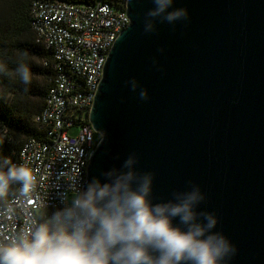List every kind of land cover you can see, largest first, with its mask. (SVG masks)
Returning a JSON list of instances; mask_svg holds the SVG:
<instances>
[{"label":"water","instance_id":"obj_1","mask_svg":"<svg viewBox=\"0 0 264 264\" xmlns=\"http://www.w3.org/2000/svg\"><path fill=\"white\" fill-rule=\"evenodd\" d=\"M153 6L125 0L128 23L87 111L100 137L81 187L94 176L104 182L102 172L135 152L138 171L155 174L154 202L198 184L200 210L215 212L216 230L238 248L232 264H264V0H176L190 20L158 21L145 34ZM132 77L149 100L125 86Z\"/></svg>","mask_w":264,"mask_h":264},{"label":"clouds","instance_id":"obj_2","mask_svg":"<svg viewBox=\"0 0 264 264\" xmlns=\"http://www.w3.org/2000/svg\"><path fill=\"white\" fill-rule=\"evenodd\" d=\"M152 3L143 19L145 34L155 33L158 21L175 27L190 20L187 7H174L176 0ZM158 63L153 58V66ZM33 75L23 60L13 68L0 61V76L18 78L25 92ZM125 86L141 101L149 100L137 78ZM105 137L102 131L100 144ZM138 159L130 153L122 165L101 173L104 182L94 176L81 187L79 177L72 176L67 191H58L61 207L51 215L43 212L39 220L29 218L24 229L0 243V264H232L238 248L216 230L217 214L200 210L206 200L201 187L189 181L186 190L154 202L155 174L138 171ZM34 186L30 167L0 155V201L12 192L29 199ZM14 214L8 204L5 215Z\"/></svg>","mask_w":264,"mask_h":264},{"label":"built area","instance_id":"obj_3","mask_svg":"<svg viewBox=\"0 0 264 264\" xmlns=\"http://www.w3.org/2000/svg\"><path fill=\"white\" fill-rule=\"evenodd\" d=\"M125 0L67 2L31 0L30 26L34 41L46 49L48 86L41 109L32 117L38 137L23 140L9 156L13 163L33 171L35 186L29 199L12 192L0 201V243L26 226L61 207L58 191H67L72 176L85 179L88 157L99 133L83 119L87 116L107 51L128 23ZM59 186V189H58ZM11 204L15 214L5 215Z\"/></svg>","mask_w":264,"mask_h":264},{"label":"trees","instance_id":"obj_4","mask_svg":"<svg viewBox=\"0 0 264 264\" xmlns=\"http://www.w3.org/2000/svg\"><path fill=\"white\" fill-rule=\"evenodd\" d=\"M67 2H93L94 0H62ZM31 0H0V61L13 68L17 60L29 63L33 83L29 91L18 78L0 76V155L6 157L18 150L23 140L38 137L39 129L32 117L44 101L48 86L49 69L42 64L49 59L46 49L34 41L30 26ZM28 55L24 56L23 53ZM87 122V116L83 119Z\"/></svg>","mask_w":264,"mask_h":264}]
</instances>
